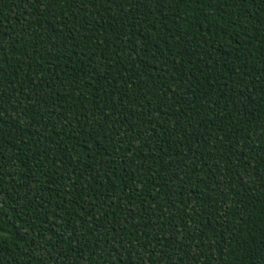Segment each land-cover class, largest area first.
I'll use <instances>...</instances> for the list:
<instances>
[{"label": "trees", "instance_id": "trees-1", "mask_svg": "<svg viewBox=\"0 0 264 264\" xmlns=\"http://www.w3.org/2000/svg\"><path fill=\"white\" fill-rule=\"evenodd\" d=\"M0 264H264V0H0Z\"/></svg>", "mask_w": 264, "mask_h": 264}]
</instances>
